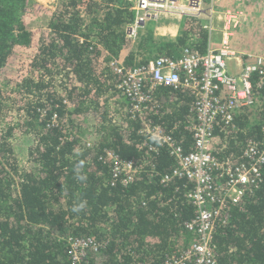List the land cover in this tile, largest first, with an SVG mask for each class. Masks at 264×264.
<instances>
[{
    "label": "trees",
    "instance_id": "obj_1",
    "mask_svg": "<svg viewBox=\"0 0 264 264\" xmlns=\"http://www.w3.org/2000/svg\"><path fill=\"white\" fill-rule=\"evenodd\" d=\"M31 1L0 0V264H71V238L102 244L88 251L87 264H163L195 240L185 227L196 213L189 198L194 182L162 181L178 161L168 146L144 145L143 121L130 113L110 61L122 58L133 67L156 56L179 58L186 49L205 53L208 24L183 17L174 40L141 35L137 51L150 52L142 60L127 29L136 20L131 1L63 0L40 38L24 18ZM243 1L261 17L264 0ZM262 41L255 36L242 47L260 51ZM31 45H37L31 75H7L15 51ZM152 94L147 118L192 150L194 95L170 86ZM256 98L228 128L216 126L212 150L220 160L240 161L250 141L264 140V84ZM19 135L32 137L27 166L15 149ZM108 149L140 165L134 182L113 184L103 159ZM261 171L217 229L213 245L221 264H264V165Z\"/></svg>",
    "mask_w": 264,
    "mask_h": 264
},
{
    "label": "built area",
    "instance_id": "obj_2",
    "mask_svg": "<svg viewBox=\"0 0 264 264\" xmlns=\"http://www.w3.org/2000/svg\"><path fill=\"white\" fill-rule=\"evenodd\" d=\"M129 1L136 11L135 22L127 28L131 38L137 36L141 21L156 19L162 12H179L183 17L207 19V22L213 21L219 11L233 15L231 9L219 10L217 0ZM227 33L221 47H210L205 53L186 49L179 58L159 56L148 64L133 67L127 66L122 58L110 61L120 77L117 88L129 101L130 113L143 121L144 145L151 141L150 150L168 146L178 161L173 173L165 175L162 181L181 176L194 182L189 198L196 206V213L185 227L195 240L181 253H172L163 264H221L213 245L217 229L227 224L229 206L238 203L246 189L262 179L264 140L250 141L240 161L220 160L212 150L216 126L228 128L239 113L254 108L258 103L256 89L264 84V53L232 48ZM232 59H236L240 72L230 71ZM161 86L185 88L195 97L192 150L186 151L173 134L147 118L153 111L152 91ZM103 159L111 167L113 184L129 185L140 174L139 164L114 150H106ZM68 244L71 264H87L88 251L102 247L91 238H71Z\"/></svg>",
    "mask_w": 264,
    "mask_h": 264
},
{
    "label": "crops",
    "instance_id": "obj_3",
    "mask_svg": "<svg viewBox=\"0 0 264 264\" xmlns=\"http://www.w3.org/2000/svg\"><path fill=\"white\" fill-rule=\"evenodd\" d=\"M216 4L218 5L219 10L231 9L233 15L229 16L226 13L219 11L213 21L207 22L210 34V47H221L223 38L226 35H224V33L228 32L227 35L230 39L232 48L252 53H264L262 52L264 49V4L262 5V8H259L261 15L260 18L257 17L255 6L252 5L251 7H246L245 5L247 3L243 0H217ZM234 19H236L235 22L233 21ZM182 25L183 16L179 14V12H162L161 14H158L155 19V38H171L174 40L181 32ZM255 28H262L261 36H259ZM244 30L245 32L243 33ZM255 36H258V38L261 37V41L263 38L260 47H258L260 51L257 49H246L242 47L243 42L247 37L249 40L254 41ZM230 62L235 63L238 67L237 70L232 72H240L241 68L236 59H232Z\"/></svg>",
    "mask_w": 264,
    "mask_h": 264
},
{
    "label": "rangeland",
    "instance_id": "obj_4",
    "mask_svg": "<svg viewBox=\"0 0 264 264\" xmlns=\"http://www.w3.org/2000/svg\"><path fill=\"white\" fill-rule=\"evenodd\" d=\"M63 3V0H32L31 3L28 4V8L24 18L26 19V22L29 24V26L34 29L36 38L44 36V32H42V30L46 25L50 12L54 11L55 9H59L63 5ZM216 6L218 7L217 4ZM204 22L207 24V19H205ZM140 23L142 26L137 29V36L133 38V51L138 53L139 58L143 60V58L147 57L150 52H146L143 50L137 51V47L141 35L150 32L155 36V19L150 18L147 22L141 21ZM147 24H149V26L147 27L148 29L142 30V28H144ZM261 29L262 28H255L259 36L262 35ZM155 40H161V38ZM246 40H249L248 37L246 38ZM36 51L37 45H31L28 48H18L8 63L6 74L14 78H23L26 76H30L32 73L31 63L36 54ZM124 53L126 54V52ZM153 53H157L156 50ZM237 69V65H235V63L233 62H230V71H235ZM34 76H36V74ZM15 116H18L17 111H14L13 113V117ZM31 143L32 137L29 136L19 135L17 137V140H15V149L22 165H28L27 149L31 145Z\"/></svg>",
    "mask_w": 264,
    "mask_h": 264
},
{
    "label": "bare ground",
    "instance_id": "obj_5",
    "mask_svg": "<svg viewBox=\"0 0 264 264\" xmlns=\"http://www.w3.org/2000/svg\"><path fill=\"white\" fill-rule=\"evenodd\" d=\"M194 189V188H193Z\"/></svg>",
    "mask_w": 264,
    "mask_h": 264
}]
</instances>
